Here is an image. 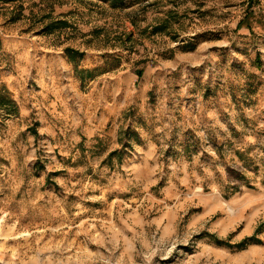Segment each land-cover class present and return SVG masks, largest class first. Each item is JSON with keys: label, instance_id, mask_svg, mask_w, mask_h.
Here are the masks:
<instances>
[{"label": "rangeland", "instance_id": "374dc122", "mask_svg": "<svg viewBox=\"0 0 264 264\" xmlns=\"http://www.w3.org/2000/svg\"><path fill=\"white\" fill-rule=\"evenodd\" d=\"M0 87V264H264V0H0Z\"/></svg>", "mask_w": 264, "mask_h": 264}, {"label": "trees", "instance_id": "16d2710c", "mask_svg": "<svg viewBox=\"0 0 264 264\" xmlns=\"http://www.w3.org/2000/svg\"><path fill=\"white\" fill-rule=\"evenodd\" d=\"M254 0H248V4L252 3ZM138 76L140 73L137 74ZM0 107H2L7 112L15 111V106L13 101L9 98V95L5 89L0 87Z\"/></svg>", "mask_w": 264, "mask_h": 264}]
</instances>
